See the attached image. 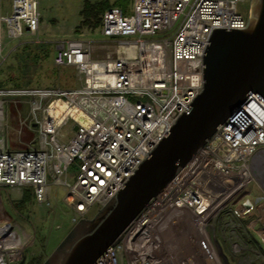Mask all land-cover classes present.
I'll use <instances>...</instances> for the list:
<instances>
[{
  "label": "built area",
  "instance_id": "1",
  "mask_svg": "<svg viewBox=\"0 0 264 264\" xmlns=\"http://www.w3.org/2000/svg\"><path fill=\"white\" fill-rule=\"evenodd\" d=\"M247 1L130 0L126 11L110 6L101 16L114 51L96 58L88 39L61 41L53 64L73 69L77 88H0V128L12 104L17 133L28 137L9 149L0 131V190L29 189L50 208L52 186L61 187L70 228L98 213L201 93L213 32L246 28L250 12L239 4ZM39 21L38 0H12L11 14L0 15V54L4 29L18 39L35 35ZM225 217L246 232L241 244L231 230L214 234ZM171 226L183 228L174 230L179 245ZM33 239L0 208V264H20ZM180 245L196 247L199 264L206 247L213 261L203 264H264V104L254 94L95 264H182Z\"/></svg>",
  "mask_w": 264,
  "mask_h": 264
},
{
  "label": "water",
  "instance_id": "2",
  "mask_svg": "<svg viewBox=\"0 0 264 264\" xmlns=\"http://www.w3.org/2000/svg\"><path fill=\"white\" fill-rule=\"evenodd\" d=\"M203 62V89L189 110L113 199L74 226L44 264H95L250 94L264 104V0H254L246 28L213 32Z\"/></svg>",
  "mask_w": 264,
  "mask_h": 264
},
{
  "label": "rangeland",
  "instance_id": "3",
  "mask_svg": "<svg viewBox=\"0 0 264 264\" xmlns=\"http://www.w3.org/2000/svg\"><path fill=\"white\" fill-rule=\"evenodd\" d=\"M84 1L85 0H38L40 21L39 29L35 35H24L18 39H8L6 30H3V45L0 54V88H77L78 83L75 79L74 70L68 67L57 68L53 64L55 52L61 41L74 39L80 36L88 39L92 41L94 45V56L96 58H102L106 53L114 51L115 45L100 34L99 27L79 26L81 20L79 13L83 7ZM86 1L92 4L100 1H107L109 5H113L115 2V0ZM253 2L254 0H249V2L240 3L239 10L244 13L247 11L250 12ZM0 14L8 16L11 14V10H7V7H4L3 11H0ZM11 105L5 109V113L7 111L9 113L10 111V114L17 115L16 112L18 110ZM19 111H23L24 115L28 113L26 107H21ZM7 122L6 115L3 120V127L0 128V131H2V129L4 130V137H7ZM9 128L10 126L8 129ZM66 130L65 128L62 132L65 133ZM3 134L0 132V135ZM75 173V168L71 167L69 170V177L73 178ZM247 191L254 195L257 192L253 185H251ZM63 196L64 191L61 187L52 186L50 200L53 205H56L59 209L55 207L52 208V206L51 209L45 205L28 202L16 206L18 211H14L6 200H4L5 208L14 218L15 222H17V224L19 223L34 237L33 244L24 252L23 259H25L28 264H44L63 239L70 233L72 228H70L68 224L66 216L68 210L62 201ZM242 196L243 194L240 198ZM3 198L5 199V196H3ZM232 206H235V204ZM96 215L97 208H93L86 219L91 220ZM226 217L218 223V228L215 229L214 234L218 238L220 237L219 234L224 232L229 233L231 230L233 235L236 236V242L241 244L243 240L245 241L246 232L239 227V225H241L240 222ZM230 225L234 227L228 228ZM226 248L228 250V246H226Z\"/></svg>",
  "mask_w": 264,
  "mask_h": 264
},
{
  "label": "crops",
  "instance_id": "4",
  "mask_svg": "<svg viewBox=\"0 0 264 264\" xmlns=\"http://www.w3.org/2000/svg\"><path fill=\"white\" fill-rule=\"evenodd\" d=\"M6 1H7V4H6ZM11 2H12V0H0V11H3L4 7H7V10H9V9L11 10ZM0 15H2V14H0ZM25 107L27 109V106L24 103L22 105V108H25ZM5 115H7L8 127L10 126V128L7 129V137H6L7 147L9 149H17L21 146V141L25 140V139L28 140V137H21L20 138V136L18 135V133H17L18 124L16 122V120H17L16 115L10 114V111H9V113L7 111L5 113ZM21 115H24L23 111H22ZM3 196H5V199L3 198ZM4 200H6L8 205H10L14 211H18V209H16L17 208L16 206H20V204H24V203L26 204L28 202H31V203L35 202L32 199V195H31V192L29 189H24V190H20V191L17 189H2V190H0V208L2 209L4 215L8 216L13 221H15V220L7 212V210L5 208ZM50 202L52 204V208L55 207V208L59 209V207H56V205H53L51 200H50ZM14 204H15V206H14ZM30 224H31V222H30ZM18 225H20V224L18 223Z\"/></svg>",
  "mask_w": 264,
  "mask_h": 264
},
{
  "label": "trees",
  "instance_id": "5",
  "mask_svg": "<svg viewBox=\"0 0 264 264\" xmlns=\"http://www.w3.org/2000/svg\"><path fill=\"white\" fill-rule=\"evenodd\" d=\"M130 0H115L113 5H109L107 1H100L98 3L83 2V7L80 11V24L81 27H99L101 14L110 6H117L126 11ZM20 264H28L25 259Z\"/></svg>",
  "mask_w": 264,
  "mask_h": 264
},
{
  "label": "bare ground",
  "instance_id": "6",
  "mask_svg": "<svg viewBox=\"0 0 264 264\" xmlns=\"http://www.w3.org/2000/svg\"><path fill=\"white\" fill-rule=\"evenodd\" d=\"M212 191L215 193L217 192V190H215V189H213ZM171 227L172 228H170V233L175 234V237L172 236L171 239L174 241L176 240L177 245H179L178 242L182 238H181L180 234L175 233L174 230H176L177 232H181L180 230H182L183 228L179 227V226H171ZM180 247H181V250L183 252L184 257L187 258V259L183 260L185 263H182V264H199V259L197 258L196 254H195V252L198 251L196 247H189L187 245H185L183 247H182V245H180ZM195 250H197V251H195ZM213 254H214V250L212 248H209V247L203 248L202 251H199V255L202 258V261L200 263H202V264L204 263V256H207V258H206L207 263H208V259H211L213 261V257H212Z\"/></svg>",
  "mask_w": 264,
  "mask_h": 264
}]
</instances>
